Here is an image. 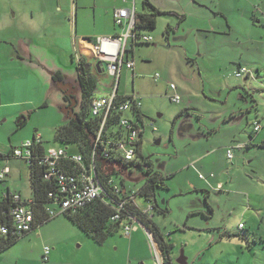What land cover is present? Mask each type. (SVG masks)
Here are the masks:
<instances>
[{"label": "rangeland", "instance_id": "374dc122", "mask_svg": "<svg viewBox=\"0 0 264 264\" xmlns=\"http://www.w3.org/2000/svg\"><path fill=\"white\" fill-rule=\"evenodd\" d=\"M134 2L137 11H141L143 0H0V54L6 57L13 50L10 43H16L20 37H37L52 52L42 47L40 50L47 51L67 74L73 75L76 65L72 57L81 49V35L92 33L90 37L95 41L101 35L102 25H109L115 32L110 14L133 9ZM151 2L163 11L187 16L181 20L177 15H163L156 29H143L141 32L152 36L154 43L135 46L130 60L135 61L136 76L125 67L119 84L121 95L136 94L141 99L147 125L142 153L151 159L168 185L167 189L158 190L159 209L152 213L153 220L174 244L175 264H248L249 258L252 264H264V249L259 251L256 247L253 253L243 252L238 238L222 237L241 234L238 225L246 222L247 214L252 217L247 226L253 229L259 227L254 222L261 224L263 219L264 0ZM226 17L232 31L226 26ZM221 29L228 34L216 32ZM240 66L249 70L251 76L236 77ZM157 74L162 79L156 81ZM97 78L98 94L111 78ZM171 84L177 86L179 103L170 99ZM58 96L54 90L49 100L45 98L41 106L28 114L23 129L14 125L12 136V123H0L5 127L4 135H0V151H4L2 143L4 147H17L36 132L46 146L63 147L56 142L55 132L68 122L64 112L67 101ZM254 122L260 123L257 134ZM75 148L69 147V151ZM229 149L234 150L231 161L227 158ZM24 165L29 173L28 165ZM28 175L26 172L23 179L15 182L27 198L32 195L30 182H26ZM113 178L121 185L123 177L114 174ZM138 180L133 183L125 179V185L137 192L145 184L143 179ZM134 202L141 211L149 209L146 199L138 193ZM56 211L61 212L58 208ZM245 232L243 235L252 231ZM47 248L50 254L44 261L42 255ZM234 253L239 258L232 262L229 259ZM0 264L162 261L144 227L137 222L131 235L122 228L100 245L60 213L6 248L0 254Z\"/></svg>", "mask_w": 264, "mask_h": 264}, {"label": "trees", "instance_id": "16d2710c", "mask_svg": "<svg viewBox=\"0 0 264 264\" xmlns=\"http://www.w3.org/2000/svg\"><path fill=\"white\" fill-rule=\"evenodd\" d=\"M143 6L145 12L136 15L135 27L137 37L136 39H132L135 46L149 44L143 41V37L148 35L143 34L141 31L143 29H156L157 21L160 16L177 15L181 20L186 19L185 16L178 13L162 12L151 0H143ZM127 54H133L134 56V50L129 53L127 52ZM72 60L75 61V58L73 57ZM125 61L128 60L125 59ZM239 69L241 70L243 68L240 66ZM76 71L78 86L81 93V102L77 106V108L80 107V109L75 112L77 118L70 119L66 124L59 126L55 132L56 142L62 144L63 147H48L45 145L42 137L41 141L38 142L37 140L40 136L39 134H35L34 138L29 140L32 142L31 156L29 159L18 158L16 156L13 157L16 148L12 149L9 154H5L8 155V157L3 158L7 160H21L28 165L32 197L29 200H23L24 202H16L11 194H8L6 197H0V224L10 229L8 235L0 237V254L18 240L35 232L42 224L53 219L47 210H56V208L62 209L63 200L71 196L70 180L75 178L76 181H80L82 175L86 172L90 173L95 166L98 173V180L103 191L101 196L88 203L83 208L76 210L67 209L62 213L83 233L100 245H103L107 239L116 234L119 229L123 228L125 232L127 226H133L134 222H139L145 229L150 231L152 239L154 240L153 242L157 244L158 250L161 253L162 264H175L173 258L175 246L166 239L152 217L154 210L159 207L157 202L158 190L167 189L168 185L166 183V178L155 169L151 159L145 157L142 153L143 136L147 129V125H145V116L141 111L142 105L140 108L135 105L130 108L129 111L122 113L116 108L120 103L130 100L135 102L134 99L138 96L136 94L133 96L121 95L119 91V79L116 83V102L103 128L105 113L100 116H94L92 113L93 102L97 99L98 78L88 69L84 61H79V63L76 64ZM244 75L250 77L251 73L248 70V73ZM244 75L238 78H242ZM53 80L55 82L63 81L64 78L62 73H55L53 75ZM66 101L68 102V98ZM124 118H127L130 123H133L135 128L139 131V140L136 143V157L132 161L125 160L119 148L120 144L128 142V132L121 122ZM27 119L28 117L22 118V121L17 125V129H23L27 123ZM256 123L260 125L259 122H254V129ZM72 146L76 148L74 151L70 152L69 147ZM262 146H264V143ZM51 148H61L66 152V155L58 161L53 169L45 161L47 151ZM106 154L107 157L105 156ZM77 156L82 158L81 162L75 161L74 158ZM106 161L109 162L107 166L104 165ZM111 166L114 168L113 172L109 171ZM137 172L140 174L134 176ZM49 173L52 174V177L47 179L46 175ZM114 174L123 177L122 183H120L121 185H118L117 181L113 178ZM62 177L64 179H62ZM139 178L143 179L145 184L138 189L137 192L132 191V189H129L125 185V179H129L131 182L136 183L135 180ZM110 181L112 182L110 183ZM0 183L2 185L5 184L4 182ZM65 186L67 188L66 191L63 190ZM137 193L146 199L150 205L149 210L141 211L135 204L134 199ZM50 194H53L54 197L51 198L49 196ZM19 205H29L35 209V223L33 224L32 230L29 232L14 233L11 211ZM160 211L167 212L163 210ZM222 237H235L240 240L246 239V235L243 234H222Z\"/></svg>", "mask_w": 264, "mask_h": 264}, {"label": "crops", "instance_id": "0c3cea01", "mask_svg": "<svg viewBox=\"0 0 264 264\" xmlns=\"http://www.w3.org/2000/svg\"><path fill=\"white\" fill-rule=\"evenodd\" d=\"M156 7L161 10L160 7L158 6ZM133 9H135L136 15L138 13L145 12L143 3H142L141 11H137L135 2H134ZM129 10H132V9H129ZM161 11L162 12H174V11H163V10ZM114 14L113 15L110 14L109 19H110V23L114 24L115 32L112 28H109L110 27L109 25L105 27L104 25H102L103 23H100L103 27H101V30H100L101 35L99 36V38L100 37L110 38V37H113L114 35L118 36L121 33V31L120 32L118 31L120 28L115 25ZM183 16L187 18L186 15H183ZM226 20H227V23H226L227 28H230L232 31V27L229 25V22H228L229 19L227 17H226ZM253 20H256L255 16H253ZM260 22L262 21L260 20ZM260 22L258 24H260ZM94 24L97 25V20L96 22H94ZM197 28L199 29L200 27H197ZM205 30H208V29H205ZM216 32L228 34L226 29H221L220 31H216ZM91 35L92 33H88V32L81 35V39L79 43L81 49L80 51L78 50L75 51V53L73 54V57L75 58V61H73V64L76 65L77 63H79V61H84L87 64L88 69L95 76L101 77L102 79L104 77L111 78L110 83L106 84L104 90L96 94L97 98H99V97L109 95L116 89L117 79L116 77L112 76V74H110L108 70H105L102 65H99V62L97 60L96 50H95L97 39L94 41V39L90 37ZM16 41H17L16 43L15 41H13V43H10L12 45L13 50L8 51L6 57H4L2 53L0 54V123H9V122L12 123V126L10 127H12L13 129L12 131H10V136H12V134L15 133L14 125L15 124L18 125V123L22 121V118H25V117L27 118L28 114H30L31 111H34L39 106H41L45 98L46 100H49V97L52 95L54 90L58 91L59 93L58 98L61 101L65 102L66 99L68 98L66 89L67 90L72 89L75 91V89L77 88L78 92H75V93L78 96V99H77L78 105L81 102V93H80V88L78 86L77 71L73 75H71V73L67 74L64 71L59 61L52 60L49 57L47 51L40 50V47H42L45 50L51 51L45 46H42L37 37H31V36L29 37L27 36L24 38L20 37ZM151 43H154V39H153V42ZM132 50L135 51V45L133 44V40H130L127 52L129 53ZM72 53L73 52L71 51L70 54ZM130 56H131L130 54L126 53L125 59L128 61L134 62L135 64L134 60H130ZM6 58H8L9 60H7ZM124 69L125 68H123L122 73ZM134 69H135V65H134ZM134 69H132L133 74L134 76H136ZM57 72L62 73L63 78H64L63 81L55 82L53 80V75ZM122 73L119 78L120 80H121ZM113 82H114V85L112 87ZM41 90L43 92H41ZM119 91H120V87H119ZM65 103L66 104L64 106H66L65 107L66 109L68 103L67 102ZM59 104L62 105L61 103ZM78 110L76 109L75 112H77ZM66 119L69 121L67 116H66ZM13 121H15L16 123L13 124ZM2 125L0 126V135L3 136L5 127H3ZM35 134H37V132ZM34 135L33 134L28 135L26 138H24V140H22L20 144L22 145L24 142L33 139ZM39 136L42 137L40 134ZM20 146L16 147L14 145H9L7 147H4L2 143V148L4 149V151L2 152L5 154H9L12 149L18 148ZM19 161L21 160H17V159L7 160V159L0 158V170L5 167L10 170L8 177L6 181L4 182L5 184H3L0 187V197L4 196L6 193H17V194H20L26 200L31 199L32 195L31 197L27 198L24 195V193L21 192L22 191L21 188L15 185L16 180L18 178L23 179L26 172L27 174H29L28 178H26V182L28 183V181H30V173H28V170L24 168L25 167L24 162H20L21 164H19ZM221 187H223V185ZM263 189H264V186H263ZM248 201L250 202L251 199L248 198ZM254 201L255 199L252 196L253 204H254ZM262 218L263 219H261L262 220L261 224L254 222L255 224L259 225V227L255 229L247 226L248 221L252 222V217L250 214H247L245 216L246 222L239 223L238 228L241 234L246 233L245 231H247V229H250V231H252V232H249L248 234H245L246 235L245 240L237 239L240 245L241 251L243 252L248 251L249 253H253L254 248L256 247L259 249V251L264 249V227L263 229L261 227V226H264V222H263L264 213H263ZM241 224L244 225L243 229L240 228ZM222 228H225L224 231L229 230L228 227H222ZM231 230H234V229H231ZM151 241L155 245L157 251L159 252L160 258H161V253L158 250L157 244L153 242L154 240H151ZM226 242L227 241H222L219 243H226ZM234 243L232 245H235ZM42 258L44 261H46L44 259V252H43ZM237 258H239V254L234 253L230 255L229 260L232 262H235ZM261 258L264 259V255ZM248 264H252V260L250 258H249Z\"/></svg>", "mask_w": 264, "mask_h": 264}, {"label": "built area", "instance_id": "2783aa9c", "mask_svg": "<svg viewBox=\"0 0 264 264\" xmlns=\"http://www.w3.org/2000/svg\"><path fill=\"white\" fill-rule=\"evenodd\" d=\"M115 25L121 29V33L116 37L111 38H98L96 40L95 50L97 55V60L99 65L103 63H108V71L112 76L116 77L117 81L120 78L123 68L134 69V62L125 61V55L128 51L129 41L132 39H136V12L135 9H119L115 11L114 14ZM143 41L147 43L153 42L152 36L143 37ZM245 73H248V70L243 68L236 73V77H241ZM162 79L160 74H157L155 80ZM170 90L173 92L170 97L173 103L181 102V96L177 93V86L175 84L170 85ZM117 92L116 89L110 93L109 95L97 98L92 105V113L94 116L104 115L103 119V128L105 123L109 117V114L114 108V104L116 102ZM135 102L132 100L120 103L116 107L120 113L127 112L133 106H137L140 108L141 101L139 97H135ZM122 125L128 132V142L122 143L119 145L125 160L132 161L136 157V143L139 140V131L135 128L133 123H130L127 118H124L122 121ZM102 128V129H103ZM255 132H259L260 125L255 124ZM156 131V128H154ZM38 142L41 141V137H38ZM31 147L32 142L28 141L24 143L21 147L15 149L13 157L16 156L18 158L29 159L31 156ZM66 155L64 149L61 148H51L47 151L46 155V163H48L52 169L55 168L61 158ZM5 156V157H4ZM96 156V155H95ZM107 157V154L105 155ZM8 155H5L2 151H0V158H6ZM227 157L229 160L234 158V150H227ZM76 162H81L82 158L77 156L74 158ZM54 172V171H53ZM10 170L7 168H3L0 170V182H5ZM55 173V172H54ZM52 174L49 173L46 175L47 179H50ZM62 179H64L62 177ZM70 191L71 196L66 198L62 202L61 212H58L53 209H48L47 212L51 217H56L63 211L67 209H79L85 207L88 203L98 199L101 196L102 187L100 186V182L98 180V173L96 168L92 169L90 173H84L80 181H76V179L70 180ZM112 181H110L111 183ZM63 190L66 191V186L63 187ZM8 194H11L14 197L16 202H24L23 197L17 193H6L4 197ZM51 198L54 197L53 194L49 195ZM150 209V208H149ZM148 209V210H149ZM11 216L14 223V233H24L32 230L33 224L35 223V209L29 205H19L16 208L12 209ZM118 218V217H117ZM139 223V222H137ZM134 224V223H133ZM140 224V223H139ZM133 226L129 225L125 228V233L129 236L131 234ZM240 228L243 229L244 225L241 224ZM10 233L9 227L0 224V237L6 236ZM50 254V250L47 248L44 252V259L47 261Z\"/></svg>", "mask_w": 264, "mask_h": 264}, {"label": "water", "instance_id": "95a60500", "mask_svg": "<svg viewBox=\"0 0 264 264\" xmlns=\"http://www.w3.org/2000/svg\"><path fill=\"white\" fill-rule=\"evenodd\" d=\"M102 66L104 67V69L105 70H108V63H103L102 64ZM89 68H90V66H89ZM74 89V88H73ZM75 92H78V89L76 88L75 89ZM72 104L69 106V107H67L66 109H65V114H66V116H67V118L70 120V119H76L77 118V115H76V113H75V108H76V106H77V100H75V99H72ZM160 142H158L157 144H159ZM104 165L105 166H107V165H109V162H104ZM109 171L110 172H113L114 171V168L111 166L110 168H109ZM137 181H139V180H135V182H137ZM142 227H143V225H141ZM145 229V228H144ZM145 231L147 232V234L149 235V236H151V233H150V231L148 230V229H145ZM179 262H181V261H179Z\"/></svg>", "mask_w": 264, "mask_h": 264}, {"label": "flooded vegetation", "instance_id": "af4514ba", "mask_svg": "<svg viewBox=\"0 0 264 264\" xmlns=\"http://www.w3.org/2000/svg\"><path fill=\"white\" fill-rule=\"evenodd\" d=\"M66 93H67V97H68V104H67V107H69L73 102H72V99H75V100H77L78 99V96H77V94L75 93V91L74 90H72V89H66ZM78 103V102H77ZM77 106H78V104H77ZM77 106H76V108H75V110L77 109Z\"/></svg>", "mask_w": 264, "mask_h": 264}, {"label": "clouds", "instance_id": "9594fccd", "mask_svg": "<svg viewBox=\"0 0 264 264\" xmlns=\"http://www.w3.org/2000/svg\"><path fill=\"white\" fill-rule=\"evenodd\" d=\"M140 224H141V223H140ZM141 225H142V224H141ZM148 236H149V235H148ZM149 237L151 238V240H153V239H152V235H151V236H149ZM161 261H162V260H161Z\"/></svg>", "mask_w": 264, "mask_h": 264}]
</instances>
